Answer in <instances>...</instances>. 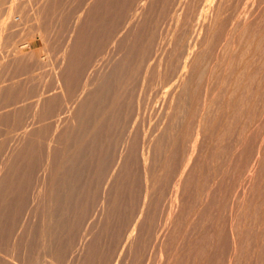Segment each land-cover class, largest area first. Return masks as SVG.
I'll return each mask as SVG.
<instances>
[{
    "label": "rangeland",
    "instance_id": "374dc122",
    "mask_svg": "<svg viewBox=\"0 0 264 264\" xmlns=\"http://www.w3.org/2000/svg\"><path fill=\"white\" fill-rule=\"evenodd\" d=\"M0 169V264H264V0H0Z\"/></svg>",
    "mask_w": 264,
    "mask_h": 264
},
{
    "label": "bare ground",
    "instance_id": "6f19581e",
    "mask_svg": "<svg viewBox=\"0 0 264 264\" xmlns=\"http://www.w3.org/2000/svg\"><path fill=\"white\" fill-rule=\"evenodd\" d=\"M115 6H116V5H115ZM67 7H68V6H67ZM94 9H95V8H94ZM16 16H17V15H16ZM16 16H15V14H14L13 12H9V13L6 14L5 16H3V19H2V20H3V23L6 24V26L9 25L10 23H11V24H13V22L15 23V22L17 21V20H16ZM18 16H19V15H18ZM74 16H75V15H74ZM19 17H21V16H19ZM19 17H18V18H19ZM22 21H23V20H22ZM19 22H20V21H19ZM50 22H51V21H50ZM24 23H25V22H24ZM76 23H77V22H76ZM94 23H95V22H94ZM17 24H18V23H17ZM19 24H20V23H19ZM14 25H15V24H14ZM24 25H25V24H24ZM53 26H54V24H53ZM57 26H58V25H57ZM8 27H9V26H8ZM142 27H143V26H142ZM55 28H56V27H55ZM11 29H12V28H11ZM45 30H46V29H45ZM67 31H68V30H67ZM46 32H47V31H46ZM114 34H115V33H114ZM26 36H27V35H26ZM44 36H45V35H44ZM101 37H102V36H101ZM39 38H40V37H39ZM131 38H132V37H131ZM18 40H19V39H18ZM114 43H115V42H114ZM34 52H35V51H34ZM69 52H70V51H69ZM125 53H126V52H125ZM130 53H131V52H130ZM59 56H60V55H59ZM129 57H130V56H129ZM2 61H3V60H2ZM96 61H97V60H96ZM58 69H59V68H58ZM56 70H57V69H56ZM105 73H106V72H105ZM105 76H106V75H105ZM111 76H112V75H111ZM111 76H110V77H111ZM72 77H73V76H72ZM108 78H109V77H108ZM105 79H106V78H105ZM112 79H113V78H112ZM47 80H48V79H47ZM106 80H107V79H106ZM108 81H110V80H108ZM108 81H107V82H108ZM111 81H112V80H111ZM103 82H105V81H103ZM107 82H106V83H107ZM96 83H97V82H96ZM106 83H104V84L106 85ZM108 83H109V82H108ZM97 84H98V83H97ZM101 85H103V84H100V88H99V90L103 88V86L101 87ZM109 85H110V83L108 84V86H109ZM90 88H92V86H91ZM106 88H107V86L105 87V89H106ZM85 90H86V89H85ZM99 90H96V91L98 92ZM102 90H104V89H102ZM102 90H101V91H102ZM107 90H108V89H107ZM107 90H105V91H107ZM90 91H93V90H90ZM90 91H88V93H89ZM101 91L98 92V93L96 92L95 94H97V95H98L99 93L101 94ZM94 92H95V90H94L93 92H91V94H93ZM88 93H87V94H88ZM91 94H88V95H89V100H90ZM95 94H94V95H95ZM100 94H99V95H100ZM102 94H103V93H102ZM102 94H101V95H102ZM112 94H113V93H112ZM103 95H104V94H103ZM105 95H107V92H106ZM105 95H104V96H105ZM84 97L86 98L87 96H84ZM95 97H96V95L94 96V98H95ZM101 97H102V99H105V97H104V98H103V96H101ZM101 97L99 96V97H97V98L101 99ZM85 98H84V100H85ZM91 98H92V97H91ZM106 98H107V97H106ZM77 99H78V98H77ZM55 100H56V99H55ZM81 100H82V98H81ZM87 100H88V98H87ZM89 100H88V101H89ZM96 100H98V99H96ZM96 100H95V101H96ZM85 101H86V100H85ZM90 101L95 102L93 99H91ZM90 101H89V102H90ZM93 102H92V103H93ZM103 102H104V101H103ZM81 103L84 104L83 102H81ZM85 103H86V105L89 104V103H87V102H85ZM99 103H100V105H101V103H102L101 100H100ZM99 103H97V104L99 105ZM79 104H80V102H79ZM79 104H78V106L80 107V105H82V104H80V105H79ZM90 104H91V103H90ZM104 104H105V103H104ZM84 106H85V105H84ZM101 106H102V105H101ZM82 107H83V106H82ZM87 107H88V106H86V108H87ZM91 107H92V106H91ZM102 107H103V106H102ZM80 108H81V107H80ZM86 108H84V109H82V110L84 111ZM87 109H88V108H87ZM87 109H86L85 111H87ZM98 109H99V108H98ZM90 110H91V109H90ZM76 111H77V110H76ZM13 112H14V111H13ZM77 112H78V111H77ZM92 112H93V111H92ZM102 112H103V111H102ZM83 113H85V112H83ZM86 113H88V112H86ZM86 113H85L84 115H82V113L80 114V111H79L78 114H79L80 116L82 115V117L84 118V116L87 115ZM94 113H95V112H94ZM97 113L99 114V112H97ZM13 115H14V114H13ZM70 116H71V115H70ZM89 116H90V115H89ZM89 116H88V117H89ZM94 116H95V115H94ZM100 116H101V115H100ZM78 117H79V116H78ZM82 117H81V118H82ZM79 118H80V117H79ZM81 118H80V120H81ZM83 118H82V119H83ZM57 119H58V118H57ZM96 119H97V118H96ZM98 119H99V118H98ZM11 122H12V121H11ZM83 122H84V121H83ZM94 122H95V121H94ZM97 122H98V121H97ZM84 123L86 124V122H84ZM80 125H82V124H80ZM86 126H87V125H86ZM80 128H81V127H80ZM80 128H78V130H79ZM85 129H86V128H85ZM78 130H77L76 133H78ZM81 130H82V128H81ZM83 132H85V131L83 130ZM89 132H91V131H89ZM79 133H80V132H79ZM82 134H84V133H81L79 136H81ZM85 134H86V133H85ZM76 135H78V134H76ZM65 136H66V135H65ZM82 136H83V135H82ZM77 137H78V136H77ZM81 138H84V137H81ZM83 140H84V139H83ZM65 141H66V140H65ZM80 143H82V142H79V144H80ZM73 144H74V142H73ZM70 145H71V144H70ZM80 145L82 146V144H80ZM71 146H74V145H71ZM81 146H79V147H81ZM67 147H68V146H67ZM82 147H84V146H82ZM82 147L79 148V149H82V150H83ZM69 148H70V147H69ZM71 148H72V147H71ZM77 149H78V148H77ZM84 149H85V148H84ZM82 150H80V151L82 152ZM72 151H73V150H70L69 152H72ZM78 151H79V150H78ZM80 151H79V152H80ZM73 152H74V151H73ZM73 152H72V153H73ZM77 153H78V152H77ZM82 153H84V152H82ZM82 153H80V155H82ZM73 154H74V153H73ZM73 154H71V156H72ZM84 154H85V153H84ZM68 155H69V154H68ZM75 155H77V154L75 153ZM78 155H79V153H78ZM69 156H70V155H69ZM73 156H74V155H73ZM82 156H83V155H82ZM82 156H81V157H82ZM85 156H86V155H85ZM10 158H11V157H10ZM70 158H71V157H70ZM82 158H83V157H82ZM85 158H86V157H85ZM68 159H69V158H68ZM71 159H72V158H71ZM76 159H77V158H76ZM76 159H74V160H76ZM69 160H70V159H69ZM71 161H72V160H70V161H68V162H71ZM81 161H82V160H81ZM65 162H66V161H65ZM72 162H73V161H72ZM75 162H76V161H74L73 163H75ZM79 162H80V160L77 161V165H79ZM87 162H88V161H87ZM81 163H82V162H81ZM81 163H80V164H81ZM83 163H84V162H83ZM26 164H27V163H26ZM69 164H71V163H69ZM69 164H68V165H69ZM90 165H91V164H90ZM71 166H74V165H69V166H67V167L65 166V167H66V169L68 168L67 170H70L69 168H70ZM75 166H76V165H75ZM75 166H74V169H75ZM71 168H73V167H71ZM77 168L79 169V167H76V169H77ZM81 168H83V166H81ZM81 168H80V169H81ZM86 168H87V167H86ZM76 169H75V170H76ZM78 169H77V172H79ZM0 170H1V169H0ZM62 170H63V169H62ZM64 170H65V168H64ZM81 171H82V170H81ZM77 172H76V174H77ZM82 172H83V171H82ZM68 173H69V172H68ZM69 174L71 175V174H73V173H69ZM78 174H79V173H78ZM81 174H82V173H81ZM9 175H10V174H9ZM70 175H69V176L67 175V177L71 178ZM74 175H75V174H73V176H74ZM71 176H72V175H71ZM78 176H79V175H78ZM78 176H77V178H78ZM75 177H76V176H75ZM80 177H81V176H80ZM4 178H5V177H4ZM8 178H9V177H8ZM23 178H26V177H23ZM53 178H54V177H53ZM69 178H68V179H69ZM72 178H74V177H72ZM77 178H75V179H77ZM26 179H27V178H26ZM44 179H45V178H44ZM62 179H63V178H62ZM75 179H74V180H75ZM3 180H4V179H3ZM14 180H15V179H14ZM17 180H18V179H17ZM64 180H65V178H64ZM78 180H79V179H78ZM9 181H10V180H9ZM23 181H24V180H23ZM27 181H28V180H27ZM61 181H62V180H61ZM66 181H67V179H66ZM69 181H73V180H69ZM69 181H67V182H69ZM4 182H5V180H4ZM21 182H22V180H21ZM1 183L3 184L2 181H1ZM24 183H25V182H24ZM24 183H22V184H24ZM2 184H1V185H2ZM26 184H27V183H26ZM32 184H33V183H32ZM32 184H31V185H32ZM52 184H53V183H52ZM56 185L60 186V188H61V185H62V184L59 185V183H58V184H56ZM3 186H4V185H2V187H3ZM5 186H6V185H5ZM22 186H23V185H22ZM22 186H21V187H22ZM24 186H26V185H24ZM0 188H1V187H0ZM57 188L59 189V187H57ZM57 188L54 189V190L56 191ZM83 188H84V187H83ZM1 189H3V188H1ZM4 189L6 190V188H4ZM4 189H3V190H4ZM7 189H8V187H7ZM33 189H34V188H33ZM36 189H37V188H36ZM36 189L33 190V191H36ZM62 189H65V188H62ZM62 189H60V191H62ZM77 189H78V188H77ZM77 189H76V190H77ZM5 190H4V191H5ZM10 190H11V189H10ZM10 190H9V192H10ZM12 190H13V189H12ZM20 190H21V189H20ZM20 190H18L19 192L16 193V195L20 193ZM23 190H24V188H23ZM65 190H66V189H65ZM78 190H79V189H78ZM0 191L4 194V191H2V190H0ZM57 191H58V190H57ZM63 191H64V190H63ZM71 191H72V190H71ZM81 191H82V190H81ZM1 192H0V193H1ZM22 192H23V191H22ZM74 192H75V189H74ZM74 192H73V194H72V193H71V194L74 195ZM2 193H1V194H2ZM10 193H13V192H10ZM56 193H57V192H56ZM58 193H59V192H58ZM60 193H61V192H60ZM63 193H65V192H63ZM63 193H62V194H63ZM66 193H67V191H66ZM78 193H79V192H78ZM33 194H34V193H33ZM62 194L60 195L61 197H62ZM68 194H69V193H68ZM103 194H104V193H103ZM6 195H7V193H6ZM6 195H2L3 198H2V196L0 197V198H2V199H1L2 201H3V199H4V197H5ZM28 195H29V194H28ZM34 195H35V194H34ZM55 195H56V194H55ZM57 195H59V194H57ZM57 195H56V196H57ZM72 195H70V196H71V198L73 199L74 197H72ZM75 195H76V192H75ZM75 195H74V196H75ZM79 195H80V194H79ZM105 195H106V194H105ZM35 196H36V195H35ZM56 196H55V197H56ZM64 196H65V195H64ZM67 196L70 197L69 195H67ZM67 196H65V197H67ZM76 196H77V195H76ZM8 197H9V199L7 198V200L9 201L11 196H8ZM14 197L16 198V196H14ZM21 197H22V196H20V199H19V200H22ZM29 197H30V196H29ZM32 197H33V196H32ZM15 198H14V199L11 198V199L16 201ZM33 198H34V197H33ZM57 198H58L57 201H60V202H61V200H62L63 197L60 198V200H59V196H57ZM76 198H78V197H76ZM79 198H80V197H79ZM79 198H78V199H79ZM31 199H32V198H31ZM37 199H38V198H36V200H37ZM68 199H69V198H68ZM4 200H5V199H4ZM7 200H6V202H8ZM36 200H35V201H36ZM63 200L66 201L67 199L65 200V198H63ZM63 200H62V201H63ZM69 200H71V199H69ZM74 200H75V199H73L71 202H70V201H67V202H69L70 204H72V202H73ZM2 201H1V202H2ZM17 201H18V200H17ZM31 201H32V200H31ZM3 202H4V201H3ZM6 202H5V203H6ZM23 202H25V201H23ZM26 202H27V200H26ZM26 202H25V203H26ZM67 202H65V206H67V205H66ZM74 202H75V201H74ZM5 203H4V204H5ZM69 203H67V204H69ZM21 204H22V203H21ZM59 204H60V203H59ZM84 204H85V203H84ZM1 205H2V203H0V206H1ZM72 205H73V204H72ZM72 205H71V207H69V209H72ZM27 206H28V205H27ZM27 206H26V207H27ZM59 206H60V205H59ZM4 207H5V205L3 206V209H4ZM30 207H32V206H30ZM66 208H67V207H66ZM73 208H74V207H73ZM8 209H9V207H8ZM27 209H28V208H27ZM35 209H36V208H35ZM67 209H68V208H67ZM4 210H6V208H5ZM14 210H15V209H14ZM20 210H21V209H20ZM29 210H30V209H29ZM29 210H28V212H29ZM58 210H60V209H58ZM0 211H2L1 208H0ZM6 211H7V210H6ZM15 211H16V210H15ZM35 211H36V210H35ZM2 212H4V211H2ZM10 212H11V211H10ZM10 212H9V213H10ZM52 212H53V211H52ZM56 212H57V211H56ZM56 212H55V213H56ZM58 212H60V211H58ZM58 212H57V213H58ZM4 213H5V212H4ZM7 213H8V212H7ZM18 213H20V212H18ZM33 213H34V212H33ZM2 214H3V213H2ZM5 214H6V213H5ZM29 214H30V213H29ZM58 214H59V213H58ZM10 215H11V214H10ZM27 215H28V214H27ZM60 215L62 216V213H61ZM85 215H86V214H85ZM0 216H1V215H0ZM28 216H29V215H28ZM56 216H57V215H56ZM2 217H4V215H3ZM6 217H8V215H7ZM24 217H25V216H24ZM57 217H60V216L58 215ZM0 218H1V217H0ZM25 218H26V217H25ZM33 218H34V217H33ZM3 219H5V218H3ZM58 219H59V218H58ZM61 219H62V218H61ZM61 219H60V220H61ZM0 220H1V219H0ZM7 220H8V219H7ZM60 220H59V222H60ZM72 220H73V219H72ZM1 221H3L4 224H5L6 219H5V221H4V220H1ZM26 221H27V220H26ZM61 221H62V220H61ZM10 222H11V221H10ZM10 222H9V224H10ZM21 222H23V221H21ZM56 222H57V221H56ZM25 223H26V222H25ZM50 223H51V222H50ZM7 224H8V223H7ZM7 224H5V225H7ZM14 224H16V223H14ZM1 225H2V223L0 224V228H2ZM36 225H37V224H36ZM19 226H20V225H19ZM68 226H69V225H68ZM6 227H8V226H6ZM6 227H5V228H6ZM12 227H13V225H12ZM22 227H23V226H22ZM22 227H21V228H22ZM24 227H25V226H24ZM3 228H4V226H3ZM3 228H2V229H3ZM14 228H15V227H14ZM2 229H1L0 231H2ZM6 229H7V228H6ZM6 229H4V230H6ZM9 229H10V228H8V230H9ZM19 229H20V228H19ZM55 229H56V228H55ZM26 230H27V228H26ZM17 231H18V230H17ZM3 232H4V231H3ZM5 232H6V231H5ZM5 232H4V233H5ZM14 233H15V232H14ZM0 234H1V233H0ZM12 234H13V233H12ZM1 235H3V234H1ZM1 235H0V236H1ZM5 235H6V234H5ZM7 235H8V234H7ZM13 235H15V234H13ZM16 235H17V233H16ZM11 236H12V235H11ZM83 236H84V235H83ZM5 237H6V236H5ZM5 237H4V238H5ZM17 237H18V236H17ZM122 237H123V236H122ZM2 238H3V236H2ZM2 238H0V239H1V242H2V240L4 239V238H3V239H2ZM11 238H13V236H12ZM18 238H19V237H18ZM18 238H17V239H18ZM43 238H44V237H43ZM15 240H16V239H15ZM3 242H4V240H3ZM3 242H2V243H3ZM15 242H16V241H15ZM31 242H32V241H31ZM62 242H63V241H62ZM12 243H13V242H12ZM12 243H11V244H12ZM20 243H21V242H20ZM65 243H66V242H65ZM65 243H64V244H65ZM2 245L5 246V243H3ZM9 245H10V244H9ZM0 246H1V243H0ZM4 246H2V248H4ZM61 246H62V245H61ZM5 247H6V246H5ZM8 247H9V246H8ZM8 247H7V249H8ZM21 247H22V246H21ZM0 248H1V247H0ZM14 248H15V247H14ZM14 248H13V252H14ZM63 248H64V247H63ZM4 249H5V248H4ZM32 249H33V248H32ZM18 250H19V249H18ZM110 250H111V249H110ZM1 251H2V250H1ZM5 251H6V249H5ZM9 251H10V250H9ZM9 251H8V252H9ZM39 251H40V250H39ZM61 251H63V250H61ZM6 252H7V251H6ZM6 252H5V254H6ZM8 252H7V253H8ZM15 252H16V251H15ZM55 252H56V251H55ZM1 254L4 256V252H3V253L0 252V255H1ZM22 254L25 255L24 252H23ZM36 254H37V253H36ZM54 254H55V253H54ZM34 255H35V254H34ZM58 255H59V254H58ZM14 256H16V255H14ZM17 256H19V255H17ZM35 256H36V255H35ZM37 256H38V255H37ZM37 256H36V257H37ZM42 256H43V255H42ZM0 257H1V256H0ZM8 257H9V256H8ZM11 257H12V256H11ZM11 257H10V258H11ZM22 257H23V256H22ZM27 257H29V256H27ZM61 257H62V256H61ZM17 258H18V257H17ZM30 258H31V255H30ZM2 259H3V257H2ZM6 259H8V258H6ZM15 259H16V258H15ZM25 259H26V258H25ZM32 259H33V257H32ZM59 259H60V258H59ZM74 259H75V258H74ZM8 260H9V259H8ZM11 260H12V259H11ZM11 260H10V261H11ZM19 260H21V259H19ZM19 260H16V261H19ZM10 261H9V262H10ZM13 261H14V260H13ZM24 261H25V260H24ZM27 261H28V263H29V260H27ZM37 261H38V260H37ZM104 261H105V260H104ZM0 262H4V261L1 260ZM77 262H78V261H77ZM7 263H8V262H6L5 264H7ZM11 263H12V261H11ZM66 263H67V262H66ZM13 264H14V263H13ZM15 264H16V263H15ZM26 264H27V263H26Z\"/></svg>",
    "mask_w": 264,
    "mask_h": 264
}]
</instances>
